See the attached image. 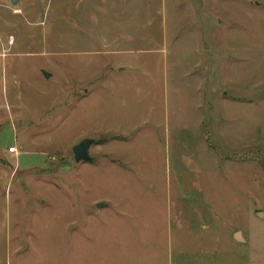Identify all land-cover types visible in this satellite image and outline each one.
<instances>
[{
  "label": "rangeland",
  "instance_id": "1",
  "mask_svg": "<svg viewBox=\"0 0 264 264\" xmlns=\"http://www.w3.org/2000/svg\"><path fill=\"white\" fill-rule=\"evenodd\" d=\"M10 1L0 264H264V0Z\"/></svg>",
  "mask_w": 264,
  "mask_h": 264
},
{
  "label": "water",
  "instance_id": "2",
  "mask_svg": "<svg viewBox=\"0 0 264 264\" xmlns=\"http://www.w3.org/2000/svg\"><path fill=\"white\" fill-rule=\"evenodd\" d=\"M17 0H11L10 3L14 5ZM93 140H82L78 144H76L72 149V154L75 162L85 161L88 163L92 162V158L89 156V148L94 144ZM98 207H102L99 206ZM238 236V235H237ZM237 236L236 239H237Z\"/></svg>",
  "mask_w": 264,
  "mask_h": 264
},
{
  "label": "crops",
  "instance_id": "3",
  "mask_svg": "<svg viewBox=\"0 0 264 264\" xmlns=\"http://www.w3.org/2000/svg\"><path fill=\"white\" fill-rule=\"evenodd\" d=\"M95 145V144H94ZM89 150H90V148H89ZM12 155V154H11ZM92 161H93V159H92ZM238 235V236H237ZM235 236H237V239L239 240V241H244V239H243V237H242V234L240 233V232H235Z\"/></svg>",
  "mask_w": 264,
  "mask_h": 264
},
{
  "label": "built area",
  "instance_id": "4",
  "mask_svg": "<svg viewBox=\"0 0 264 264\" xmlns=\"http://www.w3.org/2000/svg\"><path fill=\"white\" fill-rule=\"evenodd\" d=\"M8 152H9L10 154H16V153H17L16 150H15V148L9 149Z\"/></svg>",
  "mask_w": 264,
  "mask_h": 264
}]
</instances>
